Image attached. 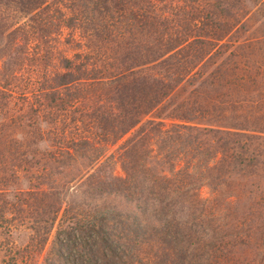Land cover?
<instances>
[{"label": "rangeland", "instance_id": "rangeland-1", "mask_svg": "<svg viewBox=\"0 0 264 264\" xmlns=\"http://www.w3.org/2000/svg\"><path fill=\"white\" fill-rule=\"evenodd\" d=\"M213 1L217 0H132L114 10V6L108 4L105 9L96 5L79 6L77 0H46L42 7L25 17L17 12L7 15L4 13L7 7H0V23H9L4 33L7 38L0 40V46L4 43L8 48L0 54V264H43L53 238L71 214L66 212L69 211L67 197L70 194L66 191L61 211L51 221L53 192L48 187H51L53 177L47 169L53 164L52 155L65 147L68 139L76 140L87 135L101 139L102 133H113L100 131L92 125L96 123L94 118L101 121L110 115L120 114L118 117H122L117 103L116 107L105 100V96L113 99L108 85H105L110 80L109 76L124 71V66L133 64V61L144 63L155 58L167 46L169 39L177 35L181 39L199 36L207 42L190 45L165 62L158 69L165 82V75L171 71L184 74L188 68L198 67L210 57L203 66L202 75L211 73L213 77L219 76L222 85L213 88L208 83L200 85L199 80L183 87L179 85L168 100L148 115H137V124L114 143L99 146L101 161L105 156L111 157L109 160L115 176L122 175L120 162L123 158L118 159L121 147L142 136L152 138L151 135H157V131L169 134L170 124L176 123L166 119L171 112L183 115L182 111H188V115L196 117L201 124L208 116L220 121H234L236 116L244 121H253L256 131L264 130V0H220L228 3L229 10L231 3L243 7L246 12L241 25L231 23L233 28L226 35L223 33L229 24L228 18L215 17L214 13H211V20L208 18ZM231 10L234 11L233 8ZM15 28L18 30L13 33ZM222 34L220 41L213 42ZM244 43L248 46L236 51L235 47L246 45ZM62 59L73 61V69L78 65L86 74L94 69L91 73L94 72L97 78L92 86H85L91 81L86 76L88 80H80L75 87H70L69 92L79 88L72 96L76 99L74 107L81 114L82 124L79 125L66 120L69 110L53 108L49 111L47 101L42 97L49 90L52 77L66 71ZM245 59L247 62L244 63ZM151 64L145 66L149 68ZM238 68L243 78L239 76ZM229 71L231 75L227 74ZM222 72L225 78H222ZM213 98L216 102L211 103ZM177 106L184 108L176 111ZM121 121L119 118V123ZM156 123H161V127H156ZM97 125L104 127L101 122ZM167 134H164L167 139L164 144L166 156L159 161L158 158L149 159L148 164L162 171L170 165L175 166L174 170H189L193 164L190 156L172 154L175 151ZM260 136L264 137V134ZM255 143L256 149L264 155V141L259 139ZM155 145L158 142L152 144L151 140L150 151L156 150ZM261 161L264 164V160ZM63 164L71 166L69 176H75L82 168L80 159L75 163L65 159ZM213 174L214 171L207 172V177L210 179ZM199 179L194 177L193 180ZM173 180L177 181L175 177ZM248 182L255 183L254 189L247 187L251 191L249 193L263 196L264 201V175H254ZM228 193L226 186L218 188L217 194L209 193L206 187L196 191L199 201H211L216 197V202L207 212L221 211V208L231 210L235 199L226 198ZM235 206L242 209V200H238ZM72 212L75 213L74 210ZM42 227H48L49 233L40 251L36 249V243L44 236Z\"/></svg>", "mask_w": 264, "mask_h": 264}, {"label": "trees", "instance_id": "trees-1", "mask_svg": "<svg viewBox=\"0 0 264 264\" xmlns=\"http://www.w3.org/2000/svg\"><path fill=\"white\" fill-rule=\"evenodd\" d=\"M127 1L132 0H77L79 6L96 5L107 9L105 6L108 4L114 6V10L119 5L128 4ZM45 2L46 0H0V7H7L4 12L7 15L19 13L25 17L42 7ZM210 7V20L211 13L215 17L228 18L229 24L224 35L232 30L231 23L234 26L241 25L246 16L243 7L230 3L229 10L228 3L220 0L213 1ZM8 26L9 23H0V40L7 38L4 33ZM194 27L195 23L192 29ZM17 30L15 28L12 32ZM223 34L216 36L213 42L220 41ZM187 38L181 39L177 35L169 39L167 46L155 58L147 59L144 63L133 61V64L131 62L124 66V71L109 76L110 80L105 85H108L113 99L105 96V100L114 106L117 103L122 117H118L120 114L114 115L115 118L110 115L103 117L101 121L94 118L96 123L92 125L100 131H114L113 133L104 132L101 139L92 135L76 140L68 139L65 147L59 148L56 155H52L53 164L47 169L50 177H53L51 187H48L53 192L51 221L61 211L63 193L66 191L70 193L67 197L69 211L66 212L71 214L53 238V245L45 253L43 264H264L263 196L252 195L247 188H255V183L248 182L252 176L264 175V164L261 161L264 160V155L256 149L255 143L259 139L264 141V137L260 136L264 134V130L256 131L253 121H244L235 116L234 121L230 119L222 122L208 116L201 124L196 121V117L189 116L188 111H182L183 106H177L174 110L180 109L183 115L171 112L166 119L176 123L170 124L169 134L165 133L175 151L172 154L190 156L193 164L189 170H174L175 166L170 165L166 167V171H162L148 164L149 159L158 158L159 161L166 156L164 144L167 139L163 131H157L158 134L151 135L152 138L148 135L138 140L132 139L131 143L121 147L122 152L118 156V159L123 158L121 162L118 160L121 176L112 173L111 157L105 156L101 161L99 146L114 143L137 124V115H148L168 100L179 85L183 87L197 80L200 85L208 83L213 88L222 85L219 76L213 77L211 73L202 75L203 66L210 57L201 62L200 66L188 68L184 74L171 71L165 75L166 82L160 77L158 69L165 62L190 45L207 42L199 36ZM244 44L246 45L235 47L236 51L248 46L247 43ZM6 49L7 46L1 43L0 54ZM197 59L201 61L199 57ZM145 64L151 65L148 68ZM62 66L66 71L52 77L49 90L42 97L47 101L49 111L53 108L69 110L66 120L79 125L78 123L82 124L81 114L74 107L76 99L72 97L79 88L69 92L70 87H75L80 80H88L86 76L91 80L85 85L89 87L97 78L94 77V72L91 73L94 69L87 74L78 65L73 69L74 63L71 60L62 59ZM194 68L196 71H192ZM238 73L243 78L239 68ZM227 74L231 75L230 71ZM222 78H225L223 72ZM214 101L216 102L213 98L211 103ZM119 118L122 119L120 123ZM98 122L104 127H99ZM189 123L195 125L191 126ZM197 125L204 126L198 128ZM155 126L160 128L161 123H156ZM212 138L216 140L213 141ZM151 140L152 144L158 142L154 151H150ZM143 143L145 145L141 149ZM65 159L74 163L80 159V172L69 176L71 166L63 164ZM211 171L215 174L209 179L207 172ZM174 177L177 181L173 180ZM194 177L200 179L193 180ZM222 186L228 188L229 195L226 198L235 199V205L238 200H242V209L234 205L229 211L221 208V211L207 212L217 199L214 197L211 201H199L197 189L206 187L209 193L217 194V189ZM41 196L48 197L43 194ZM42 228L45 230L44 236L36 243V249L40 251L49 233L48 227Z\"/></svg>", "mask_w": 264, "mask_h": 264}]
</instances>
